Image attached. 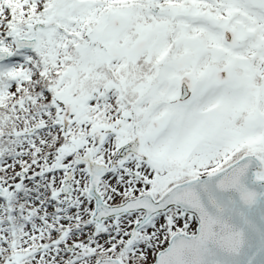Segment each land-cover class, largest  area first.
Here are the masks:
<instances>
[{"label":"snow or ice","instance_id":"obj_1","mask_svg":"<svg viewBox=\"0 0 264 264\" xmlns=\"http://www.w3.org/2000/svg\"><path fill=\"white\" fill-rule=\"evenodd\" d=\"M0 264H264V0H0Z\"/></svg>","mask_w":264,"mask_h":264},{"label":"flooded vegetation","instance_id":"obj_2","mask_svg":"<svg viewBox=\"0 0 264 264\" xmlns=\"http://www.w3.org/2000/svg\"><path fill=\"white\" fill-rule=\"evenodd\" d=\"M18 170V169H17Z\"/></svg>","mask_w":264,"mask_h":264}]
</instances>
